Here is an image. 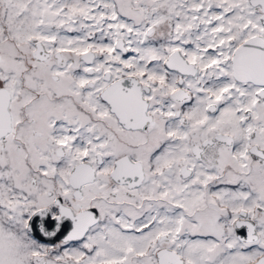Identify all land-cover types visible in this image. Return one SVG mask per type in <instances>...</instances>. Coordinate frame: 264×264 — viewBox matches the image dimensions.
Returning a JSON list of instances; mask_svg holds the SVG:
<instances>
[{"label":"snow or ice","instance_id":"snow-or-ice-1","mask_svg":"<svg viewBox=\"0 0 264 264\" xmlns=\"http://www.w3.org/2000/svg\"><path fill=\"white\" fill-rule=\"evenodd\" d=\"M0 264H264V0H0Z\"/></svg>","mask_w":264,"mask_h":264}]
</instances>
